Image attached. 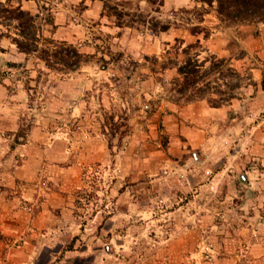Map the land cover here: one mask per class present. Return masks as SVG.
Here are the masks:
<instances>
[{"label":"rangeland","instance_id":"rangeland-1","mask_svg":"<svg viewBox=\"0 0 264 264\" xmlns=\"http://www.w3.org/2000/svg\"><path fill=\"white\" fill-rule=\"evenodd\" d=\"M21 1L23 10L39 16L43 39L75 48L80 63L75 72L49 70L1 38L0 75H5L0 82V132L7 136L16 126L18 143L37 131L42 151L62 143L68 161L55 165L60 169L74 166L83 146H105L106 162H84L80 188L64 195L70 197L66 216L79 226H91L85 235L91 247L106 253L113 249L112 240H122L117 261L127 264L156 254L155 244L168 242L166 227L177 220L157 218L158 207H171L157 200L168 185L154 180L175 175L179 181L173 187L182 199L188 198L197 187L182 192L180 183L190 174L179 166L199 167L202 162L210 183L217 174L236 177L230 199L233 223L223 217L214 220L217 226L229 221L232 230H248L247 242L231 232L240 264H264V187L254 191L241 179H248L246 172L251 171L253 182L264 181V24L223 23L214 8L192 0ZM153 24L169 30L161 33ZM195 27L202 32L193 36ZM8 29L0 27V32ZM186 54L202 65L204 96L191 103L175 91L177 69ZM7 62L20 67L9 70ZM199 102L209 108L221 105L217 109L222 113L192 122L186 106ZM204 146L207 154L200 150ZM42 181L47 183L43 176ZM222 188L227 195V186ZM121 195L126 206L140 203L145 214L134 211L122 218L126 227L114 232L110 221Z\"/></svg>","mask_w":264,"mask_h":264},{"label":"crops","instance_id":"crops-1","mask_svg":"<svg viewBox=\"0 0 264 264\" xmlns=\"http://www.w3.org/2000/svg\"><path fill=\"white\" fill-rule=\"evenodd\" d=\"M185 110L191 114L192 122L215 115V112L222 113L221 109L209 108L204 102L186 106ZM16 133L14 125L7 136L0 132V264H86L90 259V264H127L129 261H117V252L122 250L124 241L112 240L113 249L110 252L97 251L100 248L91 247L92 243L85 236L91 226H79L75 218L65 214V201L66 198L69 201L70 197L64 195L80 188L81 165L86 161L106 162L105 146L97 144L95 147L90 143L83 146L75 165L60 169L55 165L68 161L62 143L52 144L42 151L37 146V131L27 136L26 142L20 137L18 143L14 141ZM199 135L203 138L202 132ZM200 150L207 154L208 148L204 146ZM175 151L182 155L180 150ZM179 169L190 174L180 183L182 192L188 194L192 191L191 186H194L197 187L195 193L188 198L184 195L182 199V195L173 187L179 181L175 175L154 180L168 185L165 194L159 193L157 200L171 207L166 210L158 207L157 218H174L177 224H168L169 240L155 244L156 254L130 264H240L239 257L235 255L236 243L232 241L236 239L231 232L240 233L244 242H247L249 233L242 226L232 230L231 217L235 216V211L230 199L237 186L236 177L225 178L217 174L210 183L207 165L202 162L199 167H190V163H187L179 166ZM237 170L239 166L235 172ZM246 175L248 179L243 175L241 179L254 191L261 190L256 186L264 187L263 180L252 181L251 171ZM42 176L47 183L42 181ZM223 184L227 186V195L221 193ZM125 198L121 195L116 200L117 212L110 221V230L114 232L116 228L120 230L126 227L122 218H128L134 211L145 214L144 210L139 209L140 203L126 206ZM217 217L231 220L232 223L226 221L217 226L214 220ZM134 228L131 227L129 232H134ZM222 234L224 237H219ZM76 235L81 236L75 238ZM73 238L75 240L71 241ZM238 241L242 244L241 239ZM80 245L84 246L83 251H78ZM90 248L94 252L89 254ZM194 248L196 252L190 253Z\"/></svg>","mask_w":264,"mask_h":264},{"label":"trees","instance_id":"trees-1","mask_svg":"<svg viewBox=\"0 0 264 264\" xmlns=\"http://www.w3.org/2000/svg\"><path fill=\"white\" fill-rule=\"evenodd\" d=\"M192 1L202 7L214 8L218 19L223 23L249 26L264 24V0ZM104 9L107 10L106 5ZM107 12L110 11L107 10ZM38 20L39 16H33L23 10L21 0H7L5 3H0V27L9 28L6 33L0 32V39L7 38L16 47L19 54L26 57L35 56L49 70L63 69L75 72L80 63L75 48L65 44L59 46L51 40L43 39ZM47 23L52 26L50 19ZM157 29L164 33L169 30V27L161 25L158 28L157 24H153V30ZM201 32L202 30L197 27L191 30L193 36ZM187 55L183 64L177 69L175 91L179 98L184 99L186 103H191L195 99L203 98L204 89L201 86L202 65H198ZM5 66L9 70H16L20 67L11 62H7ZM4 75V73L0 75V82ZM220 106L218 104L211 105L214 109Z\"/></svg>","mask_w":264,"mask_h":264}]
</instances>
